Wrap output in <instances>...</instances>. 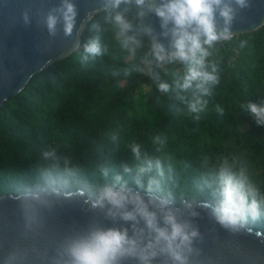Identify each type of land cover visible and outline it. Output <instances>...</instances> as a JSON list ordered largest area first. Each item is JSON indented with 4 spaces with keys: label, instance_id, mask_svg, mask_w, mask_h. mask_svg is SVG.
I'll list each match as a JSON object with an SVG mask.
<instances>
[{
    "label": "trees",
    "instance_id": "trees-1",
    "mask_svg": "<svg viewBox=\"0 0 264 264\" xmlns=\"http://www.w3.org/2000/svg\"><path fill=\"white\" fill-rule=\"evenodd\" d=\"M140 10L135 0L120 5L131 25L123 35L109 22L110 8L96 14L74 53L37 73L4 103L0 196L46 187L44 173L53 163L72 182L67 190L81 188L88 199L105 184L147 193L154 179L159 184L149 193L177 206L187 199L214 204L216 177L225 165L243 170L264 196V125L247 109L249 103L264 104V25L207 49L204 70L214 66L218 82L210 95L201 96L194 86L181 87L184 62L166 57L157 67L161 61L136 23ZM127 37L137 42L130 45L134 50L121 42ZM91 39L99 40L101 54L85 60L84 45ZM198 97L203 110L192 113L189 104ZM133 145L140 148L139 160ZM51 150L55 161L43 157ZM145 159H151L152 169L138 173ZM138 175L143 187L136 183ZM245 227L264 233V215Z\"/></svg>",
    "mask_w": 264,
    "mask_h": 264
},
{
    "label": "water",
    "instance_id": "water-1",
    "mask_svg": "<svg viewBox=\"0 0 264 264\" xmlns=\"http://www.w3.org/2000/svg\"><path fill=\"white\" fill-rule=\"evenodd\" d=\"M71 2L77 15L71 35L66 36L62 18L58 20L54 35L49 33L46 25L47 15L60 7L61 0H0V110L11 97L22 92L37 73L74 53L86 24L106 7V0ZM160 2L148 0V3ZM224 3L232 8V19L226 25L217 10L218 32L227 27L228 35L232 36L254 32L264 25V0H245L244 6L236 0H224ZM143 13L136 15V23L151 49L153 43H159L166 54L171 53V36L163 34L166 30L161 27L160 18L147 8ZM54 14L58 18L61 15L59 12ZM130 189L146 202L154 201L149 205L150 210L159 214L155 205H159L162 198ZM20 197L21 194L14 193L0 196V264H68L64 246L96 227L126 228L130 236L133 234L132 222L107 217L106 209L93 208L91 199L85 194L50 196L47 206H37L27 215ZM167 201L177 219L187 222L189 230L198 232L190 250L184 249L185 264H264L263 232L245 226L239 232L225 229L211 215L213 204L208 202L187 199L177 206L175 201ZM136 227L138 232L144 229L140 234L144 242L151 239L143 221ZM119 264H140V261L125 257ZM150 264L174 262L168 255L158 254Z\"/></svg>",
    "mask_w": 264,
    "mask_h": 264
},
{
    "label": "clouds",
    "instance_id": "clouds-1",
    "mask_svg": "<svg viewBox=\"0 0 264 264\" xmlns=\"http://www.w3.org/2000/svg\"><path fill=\"white\" fill-rule=\"evenodd\" d=\"M131 2L132 0H106L105 11L110 8L113 12L109 22L119 26L120 35L126 33L131 25L118 9L122 3ZM236 2L244 6L245 0ZM135 4L141 9L140 15L144 14V8L154 12L161 20V27L166 30L163 34L171 36L173 49L171 53L166 54L163 45L153 43L152 52L156 59L163 61L167 57L170 60L184 62L187 65V73L181 87L189 89L194 86L201 96L210 95L211 86L218 82V77L214 66L211 71L204 70V61L209 55L207 49L217 40L229 38L227 27L218 32L216 14L219 10L220 17L227 25L232 19V8L224 3V0H161L159 4L148 3V0H135ZM55 12L61 14L59 18ZM76 15L77 11L71 0H61L60 7L50 11L46 17L49 33L55 34L58 20L62 18L64 34L71 35ZM24 18L27 20V13L24 14ZM121 42L130 50H134L130 45L137 44L133 37H127ZM84 53L85 60L89 56L101 54L99 40H89L84 45ZM159 87L167 91L169 86L162 83ZM203 106L204 101L198 97L189 104V110L198 114L203 110ZM247 109L257 124L264 125V104L249 103ZM132 152L138 160L141 158L138 145L132 146ZM43 157L55 161V151H44ZM156 168L159 171L158 160ZM151 169V159H145L138 173H145ZM124 171L130 172L131 169L125 167ZM160 174L162 175V172ZM44 175L46 187L38 186L35 190L29 189L21 194V206L26 215L37 206H47L50 196L84 195L81 188H77L75 193L67 190L72 182L66 176L59 175L55 163ZM136 183L143 187L139 175ZM153 184L158 185L159 182L150 179L146 191L151 192ZM214 196L216 199L211 205V215L229 231L239 232L249 220L257 221L264 215V196H260L258 190L249 183L243 170L236 173L230 171L226 165L222 166L216 177ZM90 198L91 206L106 209L107 217L132 222L133 234L130 236L126 228H92L86 235L72 239L64 246L63 252L68 264H119L125 257H135L140 264H150L151 259L158 254L168 255L174 264H185L184 249L190 250L192 239L198 232L195 229L189 230L190 225L187 222L177 219L174 210L167 206V200L161 199L159 205H155L159 209L158 214L149 207L154 201L150 199L146 202L139 193L132 192L126 184L119 188L105 184L93 191ZM141 221L151 235L147 242L140 236L144 229L137 231L136 226Z\"/></svg>",
    "mask_w": 264,
    "mask_h": 264
},
{
    "label": "built area",
    "instance_id": "built-area-1",
    "mask_svg": "<svg viewBox=\"0 0 264 264\" xmlns=\"http://www.w3.org/2000/svg\"><path fill=\"white\" fill-rule=\"evenodd\" d=\"M229 37H231V36H229ZM165 59H166V58H165ZM163 62H164V60L161 61V63H158V64H157V67H158L159 69L163 67V65H164Z\"/></svg>",
    "mask_w": 264,
    "mask_h": 264
},
{
    "label": "rangeland",
    "instance_id": "rangeland-1",
    "mask_svg": "<svg viewBox=\"0 0 264 264\" xmlns=\"http://www.w3.org/2000/svg\"><path fill=\"white\" fill-rule=\"evenodd\" d=\"M142 64H144V63L142 62ZM147 92H148L147 89H143V93H147Z\"/></svg>",
    "mask_w": 264,
    "mask_h": 264
}]
</instances>
